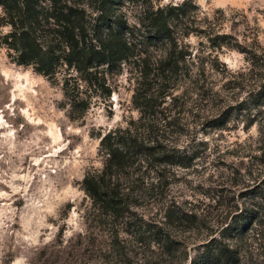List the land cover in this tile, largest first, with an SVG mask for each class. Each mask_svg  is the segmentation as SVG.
<instances>
[{"label":"rangeland","instance_id":"374dc122","mask_svg":"<svg viewBox=\"0 0 264 264\" xmlns=\"http://www.w3.org/2000/svg\"><path fill=\"white\" fill-rule=\"evenodd\" d=\"M191 1L194 27L225 34L219 48L203 33L184 39L193 57L203 58L205 74L180 81L183 129L172 138L178 153L194 158L188 168H171L161 199L123 215L95 204L82 179L102 167L100 134L138 117L131 69L111 75L110 97L71 119L62 75L48 79L0 47V264H188L229 222L235 203L264 190V113L249 126L246 111L230 108L244 97L237 83L248 63L239 49L264 50V0ZM226 118L223 127L214 125ZM172 204L198 219L163 226ZM159 221L161 229L154 228ZM238 244L246 264H264V225L244 232Z\"/></svg>","mask_w":264,"mask_h":264},{"label":"trees","instance_id":"16d2710c","mask_svg":"<svg viewBox=\"0 0 264 264\" xmlns=\"http://www.w3.org/2000/svg\"><path fill=\"white\" fill-rule=\"evenodd\" d=\"M191 2L0 0V47L17 65L29 66L53 81L62 75L59 81L69 118H82L96 99L109 98L110 76L123 66L131 69L138 117L100 134L102 167L87 171L82 179L93 202L113 214L129 213L142 203L154 204L165 195L174 174L171 168L192 164L194 157L178 153L172 138L183 129L182 112L176 108L185 103L175 91L182 80L200 81L205 63L202 57H193L184 39L203 33L219 48L224 42L216 40L225 34L194 27ZM239 51L248 63L237 83L244 97L230 108L246 111L250 126L264 113V50ZM227 121L214 125L220 128ZM259 191L252 202L233 205L229 222L219 224L217 235L207 238L188 264H246L238 238L264 225V190ZM163 217L165 227L198 219L196 213L173 204L165 207ZM161 222L154 228L161 229Z\"/></svg>","mask_w":264,"mask_h":264}]
</instances>
